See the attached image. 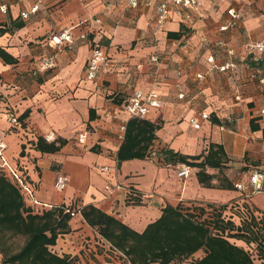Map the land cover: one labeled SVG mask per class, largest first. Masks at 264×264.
<instances>
[{
    "label": "crops",
    "instance_id": "0c3cea01",
    "mask_svg": "<svg viewBox=\"0 0 264 264\" xmlns=\"http://www.w3.org/2000/svg\"><path fill=\"white\" fill-rule=\"evenodd\" d=\"M158 3L136 11L120 0H0V49L16 60L7 63L0 56V141L32 189L26 203L34 214L93 206L138 233L167 206L184 214L215 210L234 220L242 204L251 215L264 214V192L246 199L234 187L264 172V55L249 47L264 44V0H202L198 10L175 14L161 27ZM241 6V25L222 33L228 9ZM63 31L73 42L52 45L51 36ZM221 39L226 46L217 44ZM95 50L105 51L110 63L89 80L87 63ZM228 62L235 68L218 69ZM201 74L205 80H198ZM137 90L159 93L163 106L139 120L162 126L145 159L119 164L121 127L138 119L124 107ZM12 117L18 126L9 122ZM83 131L88 135L80 143L77 135ZM49 134L57 145L65 141L55 153L37 149ZM212 143L224 147L228 160L220 169H205L210 186L200 183L197 167L189 166V175L180 178L188 165L169 163L163 153L201 156L200 162ZM61 173L70 178L64 191L55 188ZM107 185L122 189L109 194ZM69 227L50 247L54 254L77 264H109L99 246L101 233L82 214L71 216ZM199 253L195 258H202ZM2 259L0 252L1 264Z\"/></svg>",
    "mask_w": 264,
    "mask_h": 264
},
{
    "label": "trees",
    "instance_id": "16d2710c",
    "mask_svg": "<svg viewBox=\"0 0 264 264\" xmlns=\"http://www.w3.org/2000/svg\"><path fill=\"white\" fill-rule=\"evenodd\" d=\"M169 36L179 38L181 34H169ZM0 56L7 63L16 62L2 49ZM27 117L28 113L23 115L21 120ZM214 122L220 123L216 119ZM161 126L148 120L131 119L117 154L118 163L145 159ZM64 144L65 141L57 145L56 142L48 143L41 138L37 143V149L43 153H55ZM163 153L169 163H182L200 168L198 178L205 186H210L212 179L205 169L207 167L220 169L228 160L224 147L213 143L200 162L198 161L201 156L187 157L170 150ZM242 208H246V205L242 204ZM210 213L184 214L178 207L167 206L157 221L148 225L144 232L138 233L96 207L88 206L82 210L85 221L91 227L98 229L113 245L124 251L130 257L132 264H176L177 262L183 264L186 261H190L191 264H255L248 251L229 241V236L247 239V234L260 247L261 256L259 258L257 255V257L261 264H264V238L260 239L258 233V229H264V214L256 217L249 213L245 217L236 212L238 217L242 216L245 220L241 226H237L233 219L227 220L222 217L223 226L219 227L222 232L220 233L213 232L216 225L212 227L207 223L216 218L214 213L219 212L213 210ZM70 219L71 215L62 207H55L43 214H34L27 206L20 187L0 171V252L5 264H76V261L69 256L60 257L50 250V247L56 244L59 235L69 232ZM226 231H228L227 236L220 235ZM16 237H25L26 241L21 249L12 252L8 243ZM250 239L248 238L249 242ZM201 251L204 256L195 258V255Z\"/></svg>",
    "mask_w": 264,
    "mask_h": 264
},
{
    "label": "built area",
    "instance_id": "2783aa9c",
    "mask_svg": "<svg viewBox=\"0 0 264 264\" xmlns=\"http://www.w3.org/2000/svg\"><path fill=\"white\" fill-rule=\"evenodd\" d=\"M127 4V6L131 9L136 11H143L152 7L156 0H120ZM202 6V0H159L156 8V20L158 26L161 27L163 23H165L168 19L172 18L173 15L178 14L182 15L184 11H195L198 10ZM37 8L35 7L33 11H36ZM227 15L229 19L220 27V31L228 32L232 29L239 27L243 21V8L232 7L228 9ZM85 39L86 36L83 35L81 37ZM50 42L54 46H63L65 43H72L73 36L69 33V31H63L51 36ZM219 46L224 47L226 43L223 39H221L218 43ZM252 50L253 54L258 53L260 56L264 55V44L256 43L249 46ZM260 59L257 58L256 61ZM159 61L158 56L151 57V62L157 64ZM210 63H214L215 60L213 57L209 58ZM110 63L109 57L103 50H95L91 57L88 59L87 63V79L94 80L97 78L101 67L108 66ZM51 66L50 63L47 64V68ZM234 64L228 62L225 65L219 67L218 69L222 72H226L228 70L234 69ZM206 75L201 74L198 75V80H205ZM180 99L185 98V94L181 93L179 95ZM239 99V97H237ZM163 106V102L160 99V95L158 92L152 90L148 93L144 92L143 90H137L134 92L131 99L126 103L125 110L132 118L144 119L146 118L153 108H160ZM264 114V111H263ZM203 120H209V115L203 113L201 115ZM9 122L14 125L18 126L19 122L16 117H12L9 119ZM192 125L199 129L201 124L196 119H191ZM122 134L120 135V139L124 138V133L126 131V125H122L121 127ZM88 133L83 131L77 135V139L80 143H84L87 138ZM45 140L49 143H53L55 141V137L53 134H49L45 136ZM6 150L7 145L0 141V168H2L3 172L12 179L21 189L25 199L29 200L32 198V189L29 185H27L25 179L23 178L22 174L13 167L7 157H6ZM103 172L108 171L106 168L101 169ZM190 173V167L184 166L181 171H179L178 176L180 178L188 176ZM70 183V178L68 175L61 173L57 177L55 181V188L59 191H64ZM235 189L241 191L244 194L246 199H250L253 196L259 195L264 192V172L263 171H256L254 172L250 179L249 184L245 185L244 183L237 182L234 185ZM106 191L109 194H112L115 190H120L122 187L120 185L113 188L111 185L106 186ZM130 192H135L134 190H129ZM234 206L230 208L232 210ZM67 213L71 216H75L76 214H82V209L76 208L67 209ZM238 211H235V213ZM243 215H248L250 212L247 211L245 208H242V211L239 212ZM232 216V215H230ZM260 216V215H259ZM258 216V217H259ZM261 217V216H260ZM99 246L103 247L106 250V257L109 259V264H132L130 257L123 251L119 250L118 248L114 247L111 243L106 241L101 235H99ZM1 264V263H0ZM183 264H191L190 261H186Z\"/></svg>",
    "mask_w": 264,
    "mask_h": 264
},
{
    "label": "rangeland",
    "instance_id": "374dc122",
    "mask_svg": "<svg viewBox=\"0 0 264 264\" xmlns=\"http://www.w3.org/2000/svg\"><path fill=\"white\" fill-rule=\"evenodd\" d=\"M245 162H247V163H250L251 161H249V159L248 160H246L245 159ZM0 171H2V173H4L3 172V170H2V168H0ZM214 215V217H216L213 221H207V223L208 224H210L212 227H213V225H216L215 226V230H213V232L214 231H216V232H220V233H222L221 232V230H219V227H222L223 225L221 224V214L220 213H217V214H213ZM237 216V215H236ZM233 217V216H232ZM225 218H227V220L228 219H233V218H231V216L230 215H227ZM226 220V219H225ZM226 220V221H227ZM234 220V219H233ZM244 219H243V217L242 216H240V217H238L237 216V219H235V224L237 225V226H241L242 225V223H244ZM259 228H261V226H259ZM261 229H263V228H261ZM227 232L228 231H226L225 233H223V234H220V235H226L227 236ZM263 232V233H262ZM233 233H236V232H233ZM258 233H259V235H260V239H262V237L264 238V229L263 230H259L258 229ZM263 234V235H262ZM250 237L251 236H248V234H247V239H243V238H240V237H236V238H232L231 236H229V241L230 242H232V243H234V244H236V245H238V246H240L241 248H243V249H245L246 251H248L249 252V254L253 257V259L255 260V264H261V262H260V260L258 259V257H257V255L259 256V258H260V256H261V249H260V247H258L257 246V243L255 244L254 243V241H252L251 239H250ZM248 238L250 239V241L251 242H249V240H248ZM25 241H26V238L25 237H16V238H14L12 241H10L9 243H8V245L10 246V248H12V252H14V251H18L19 249H21L22 248V246L24 245V243H25ZM202 252L203 251H201L200 253H199V255L200 256H202L203 254H202ZM197 255V254H196ZM204 256V255H203ZM2 261V264H5L4 262H3V259L1 260ZM77 264V263H76ZM176 264H179L178 262L176 263Z\"/></svg>",
    "mask_w": 264,
    "mask_h": 264
}]
</instances>
